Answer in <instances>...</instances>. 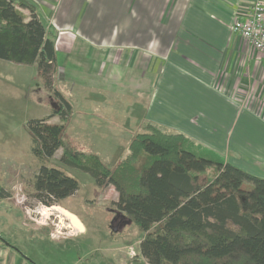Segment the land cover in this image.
<instances>
[{
  "label": "crops",
  "instance_id": "obj_1",
  "mask_svg": "<svg viewBox=\"0 0 264 264\" xmlns=\"http://www.w3.org/2000/svg\"><path fill=\"white\" fill-rule=\"evenodd\" d=\"M28 1L56 38V88L133 87L144 126L185 134L264 178V53L233 31L254 0ZM19 257L0 239V264Z\"/></svg>",
  "mask_w": 264,
  "mask_h": 264
},
{
  "label": "trees",
  "instance_id": "obj_2",
  "mask_svg": "<svg viewBox=\"0 0 264 264\" xmlns=\"http://www.w3.org/2000/svg\"><path fill=\"white\" fill-rule=\"evenodd\" d=\"M21 9L31 12L30 20ZM55 39L33 3L0 0V59L34 66L58 106L27 124L34 155L45 162L62 148L65 166L90 175L100 188L113 186L117 210L143 234L139 249L147 264H264V178L151 122L113 167L63 140L72 107L54 85ZM54 116L61 124L50 122ZM34 189V196L52 207L75 195L79 182L43 163Z\"/></svg>",
  "mask_w": 264,
  "mask_h": 264
},
{
  "label": "rangeland",
  "instance_id": "obj_3",
  "mask_svg": "<svg viewBox=\"0 0 264 264\" xmlns=\"http://www.w3.org/2000/svg\"><path fill=\"white\" fill-rule=\"evenodd\" d=\"M56 86L72 105L63 140L112 167L123 160L131 139L145 128L146 105L133 87L121 84L119 91H98L72 82ZM57 108L34 66L0 59V185L9 198L0 199L1 239L18 250V264H147L139 249L140 229L129 220L115 219L119 195L113 186L100 188L90 175L65 166L62 148L49 161L34 155L27 124ZM50 122L62 121L58 117ZM43 163L76 178L75 195L62 204L43 205L34 196V178ZM47 208L77 215L84 225L82 233L70 227L60 212Z\"/></svg>",
  "mask_w": 264,
  "mask_h": 264
},
{
  "label": "built area",
  "instance_id": "obj_4",
  "mask_svg": "<svg viewBox=\"0 0 264 264\" xmlns=\"http://www.w3.org/2000/svg\"><path fill=\"white\" fill-rule=\"evenodd\" d=\"M233 31L253 49L264 53V0H254L246 16L235 21Z\"/></svg>",
  "mask_w": 264,
  "mask_h": 264
},
{
  "label": "bare ground",
  "instance_id": "obj_5",
  "mask_svg": "<svg viewBox=\"0 0 264 264\" xmlns=\"http://www.w3.org/2000/svg\"><path fill=\"white\" fill-rule=\"evenodd\" d=\"M46 211L47 212H51V211L60 212L62 214V216L65 218V220L69 222L70 227L79 231L80 233L83 231L82 224L77 219V217L75 215H73L72 213H70L64 209H61V208H47ZM47 212H44V214H46Z\"/></svg>",
  "mask_w": 264,
  "mask_h": 264
},
{
  "label": "flooded vegetation",
  "instance_id": "obj_6",
  "mask_svg": "<svg viewBox=\"0 0 264 264\" xmlns=\"http://www.w3.org/2000/svg\"><path fill=\"white\" fill-rule=\"evenodd\" d=\"M116 220H118L119 222H123V221H125V220H127V222H128V220L130 221V219H128L127 218V216L124 214V213H122V212H120V211H118L117 210V208H116ZM115 215V214H114ZM115 217V216H114ZM126 218V219H125ZM131 222V221H130ZM123 226V224H121V225H117L116 227H114V228H118V227H122Z\"/></svg>",
  "mask_w": 264,
  "mask_h": 264
},
{
  "label": "water",
  "instance_id": "obj_7",
  "mask_svg": "<svg viewBox=\"0 0 264 264\" xmlns=\"http://www.w3.org/2000/svg\"><path fill=\"white\" fill-rule=\"evenodd\" d=\"M0 239H1V237H0ZM1 240H3V239H1ZM4 241V240H3ZM4 243L7 245V246H10V247H12L9 243H7V242H5L4 241ZM16 252L18 251L17 249H15L14 247H12Z\"/></svg>",
  "mask_w": 264,
  "mask_h": 264
}]
</instances>
